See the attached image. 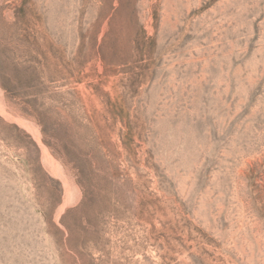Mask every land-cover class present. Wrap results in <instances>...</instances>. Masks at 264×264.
I'll return each instance as SVG.
<instances>
[{
  "label": "rangeland",
  "instance_id": "obj_1",
  "mask_svg": "<svg viewBox=\"0 0 264 264\" xmlns=\"http://www.w3.org/2000/svg\"><path fill=\"white\" fill-rule=\"evenodd\" d=\"M0 264H264V0H0Z\"/></svg>",
  "mask_w": 264,
  "mask_h": 264
}]
</instances>
